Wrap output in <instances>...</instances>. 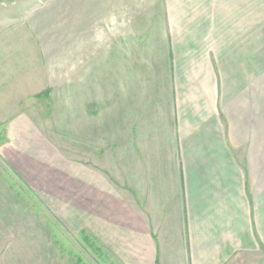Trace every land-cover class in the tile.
I'll return each instance as SVG.
<instances>
[{"label":"crops","instance_id":"crops-1","mask_svg":"<svg viewBox=\"0 0 264 264\" xmlns=\"http://www.w3.org/2000/svg\"><path fill=\"white\" fill-rule=\"evenodd\" d=\"M35 3L0 0V27ZM102 3L77 88L99 220L147 264H264V0Z\"/></svg>","mask_w":264,"mask_h":264},{"label":"rangeland","instance_id":"rangeland-1","mask_svg":"<svg viewBox=\"0 0 264 264\" xmlns=\"http://www.w3.org/2000/svg\"><path fill=\"white\" fill-rule=\"evenodd\" d=\"M102 1L36 0L20 8L18 27H0V264H147L126 252L130 241L114 221L99 220L109 205L114 218L107 184L97 181L101 196H92L85 139L94 131L83 124L77 88L82 62L93 80L92 46L88 55L79 49Z\"/></svg>","mask_w":264,"mask_h":264}]
</instances>
